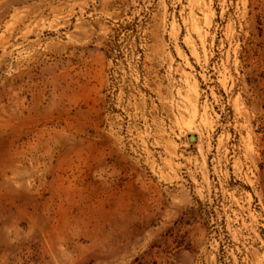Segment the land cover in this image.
<instances>
[{
	"label": "rangeland",
	"instance_id": "rangeland-1",
	"mask_svg": "<svg viewBox=\"0 0 264 264\" xmlns=\"http://www.w3.org/2000/svg\"><path fill=\"white\" fill-rule=\"evenodd\" d=\"M0 264H264V0H0Z\"/></svg>",
	"mask_w": 264,
	"mask_h": 264
}]
</instances>
